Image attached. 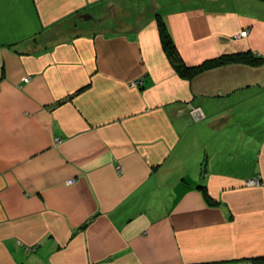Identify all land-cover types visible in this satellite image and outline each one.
Masks as SVG:
<instances>
[{
    "label": "crops",
    "instance_id": "0c3cea01",
    "mask_svg": "<svg viewBox=\"0 0 264 264\" xmlns=\"http://www.w3.org/2000/svg\"><path fill=\"white\" fill-rule=\"evenodd\" d=\"M158 17L264 57V0H0V264H264V64Z\"/></svg>",
    "mask_w": 264,
    "mask_h": 264
},
{
    "label": "trees",
    "instance_id": "16d2710c",
    "mask_svg": "<svg viewBox=\"0 0 264 264\" xmlns=\"http://www.w3.org/2000/svg\"><path fill=\"white\" fill-rule=\"evenodd\" d=\"M157 26L160 36V42L163 46V50L168 57L169 62L174 67V69L183 77L191 78L192 76L213 67L221 66L231 62H244L249 65L257 66L259 64H264V57L253 53L252 51H236L223 53L215 57L204 59L202 62L194 65H187L183 62L170 33L168 32L164 22L158 17ZM204 186H200L202 189ZM205 192V191H204ZM207 201L211 202L208 198L207 193H205ZM260 259L264 260V256Z\"/></svg>",
    "mask_w": 264,
    "mask_h": 264
},
{
    "label": "built area",
    "instance_id": "2783aa9c",
    "mask_svg": "<svg viewBox=\"0 0 264 264\" xmlns=\"http://www.w3.org/2000/svg\"><path fill=\"white\" fill-rule=\"evenodd\" d=\"M247 29H243L242 31L239 32V35L240 36H246L247 34ZM189 112L190 114L192 115L193 118L195 119H198L200 117L203 116V113L201 112V109L199 106H190L189 107ZM260 181H259V178L255 177V178H250L248 179L245 184L248 185V186H251V185H256V184H259Z\"/></svg>",
    "mask_w": 264,
    "mask_h": 264
},
{
    "label": "rangeland",
    "instance_id": "374dc122",
    "mask_svg": "<svg viewBox=\"0 0 264 264\" xmlns=\"http://www.w3.org/2000/svg\"><path fill=\"white\" fill-rule=\"evenodd\" d=\"M241 63H244V62H241ZM191 105V104H190ZM201 109V108H200ZM201 112H202V110H201ZM203 113V112H202ZM200 118H202V117H200ZM200 118H198V119H200ZM197 121H199V120H197ZM207 142H208V140H207Z\"/></svg>",
    "mask_w": 264,
    "mask_h": 264
}]
</instances>
